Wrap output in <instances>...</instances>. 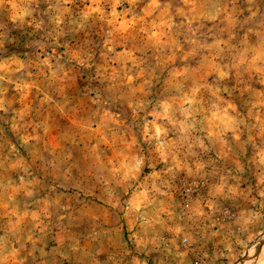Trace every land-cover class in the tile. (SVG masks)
<instances>
[{"label":"rangeland","instance_id":"rangeland-1","mask_svg":"<svg viewBox=\"0 0 264 264\" xmlns=\"http://www.w3.org/2000/svg\"><path fill=\"white\" fill-rule=\"evenodd\" d=\"M264 264V0H0V264Z\"/></svg>","mask_w":264,"mask_h":264},{"label":"bare ground","instance_id":"bare-ground-1","mask_svg":"<svg viewBox=\"0 0 264 264\" xmlns=\"http://www.w3.org/2000/svg\"><path fill=\"white\" fill-rule=\"evenodd\" d=\"M257 264V263H256ZM258 264H261V262H258Z\"/></svg>","mask_w":264,"mask_h":264}]
</instances>
